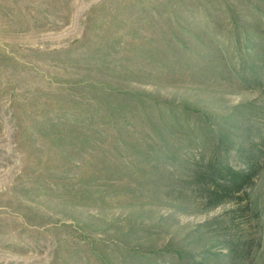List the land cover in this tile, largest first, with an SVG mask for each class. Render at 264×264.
Returning <instances> with one entry per match:
<instances>
[{
	"label": "rangeland",
	"instance_id": "374dc122",
	"mask_svg": "<svg viewBox=\"0 0 264 264\" xmlns=\"http://www.w3.org/2000/svg\"><path fill=\"white\" fill-rule=\"evenodd\" d=\"M0 264H264V0H0Z\"/></svg>",
	"mask_w": 264,
	"mask_h": 264
},
{
	"label": "trees",
	"instance_id": "16d2710c",
	"mask_svg": "<svg viewBox=\"0 0 264 264\" xmlns=\"http://www.w3.org/2000/svg\"><path fill=\"white\" fill-rule=\"evenodd\" d=\"M208 165L213 167L212 162L211 163L208 162ZM210 173L211 175L216 176V177L227 174L230 178L229 185L230 186L232 185L234 188H238L247 179V174L245 172H241V173H238L236 171L234 172L231 169L226 168V167H218L216 171L211 170Z\"/></svg>",
	"mask_w": 264,
	"mask_h": 264
}]
</instances>
